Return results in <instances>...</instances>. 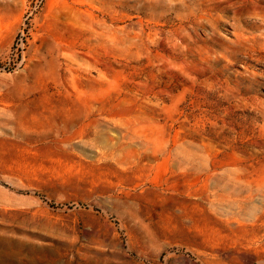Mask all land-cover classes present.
Masks as SVG:
<instances>
[{
	"label": "rangeland",
	"instance_id": "1",
	"mask_svg": "<svg viewBox=\"0 0 264 264\" xmlns=\"http://www.w3.org/2000/svg\"><path fill=\"white\" fill-rule=\"evenodd\" d=\"M0 264H264V0H0Z\"/></svg>",
	"mask_w": 264,
	"mask_h": 264
}]
</instances>
